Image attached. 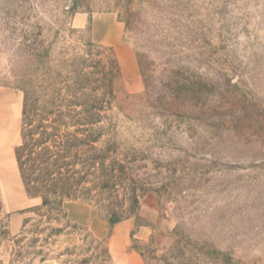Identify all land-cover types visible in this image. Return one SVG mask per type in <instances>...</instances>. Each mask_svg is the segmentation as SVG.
Segmentation results:
<instances>
[{"label":"rangeland","instance_id":"374dc122","mask_svg":"<svg viewBox=\"0 0 264 264\" xmlns=\"http://www.w3.org/2000/svg\"><path fill=\"white\" fill-rule=\"evenodd\" d=\"M77 13L115 15L136 67L72 26ZM90 41L120 64L106 111L116 136L94 145L90 202H73L105 225L113 215L148 228L147 241L130 235L142 264H264V0H0V90L20 94V111L24 89L45 104L65 87L82 97V76L109 55ZM20 125L18 113L13 141V124L0 127L14 165L0 166V192L17 174ZM40 205L3 238L0 264H116L107 238L40 218Z\"/></svg>","mask_w":264,"mask_h":264},{"label":"trees","instance_id":"16d2710c","mask_svg":"<svg viewBox=\"0 0 264 264\" xmlns=\"http://www.w3.org/2000/svg\"><path fill=\"white\" fill-rule=\"evenodd\" d=\"M88 29L90 31V22ZM86 47L99 50V57L103 54L100 50L109 55L94 63V73L82 76L85 82L91 84L80 91L82 97L69 93L71 89L69 91V87H65L55 94L53 103L45 104L32 91L22 90L21 144L14 149L25 194L41 199L38 216L55 222L62 220L67 224L64 201L90 202L87 186L90 183V167L92 161L101 158L99 155L91 156L95 151L94 145L103 137L114 141L116 136V120L106 111L114 99L115 81L120 78L119 61L110 47L91 41ZM123 220L125 218L110 215L104 221L110 229ZM71 226L84 231L75 223ZM60 233L61 229L57 228L51 236ZM0 236L9 237L7 227L0 232ZM82 246L74 247V250ZM132 250L135 249L132 247ZM108 254L107 257L110 256ZM46 259L45 255H41L42 262Z\"/></svg>","mask_w":264,"mask_h":264},{"label":"crops","instance_id":"0c3cea01","mask_svg":"<svg viewBox=\"0 0 264 264\" xmlns=\"http://www.w3.org/2000/svg\"><path fill=\"white\" fill-rule=\"evenodd\" d=\"M89 22L92 40L98 44L113 47L124 67L133 70L136 67V58L132 49L122 41L123 26L116 20L115 15L93 14L89 17L86 14L77 13L72 19V26L76 29H83ZM20 102L21 96L19 93L0 90V127L4 128L2 126H5L7 122L13 124L14 135L12 141L16 136L15 128L18 122V113H20L21 121L22 110L20 111ZM6 144L4 142L1 145V149L3 147L6 153L3 154V149L0 150V153H2L0 154V166L13 171V161L7 154ZM14 161L17 174L12 172L10 177L6 178L5 187L0 192L2 208L8 215L7 229L10 237L16 235L22 226L24 213L21 212L31 205L38 204L40 201L39 198H29L25 194L15 156ZM63 207L69 220L78 225L88 226L96 238L100 240L107 238L110 256L116 264H142V258L138 253L128 251L130 235L135 231L133 236L136 240L147 241L151 234L148 228L139 227L135 229V223L128 219L115 224L111 232L108 233L106 225L102 221L94 219L90 211L80 203L65 201ZM10 250V240L0 237V261L5 260L9 256Z\"/></svg>","mask_w":264,"mask_h":264}]
</instances>
